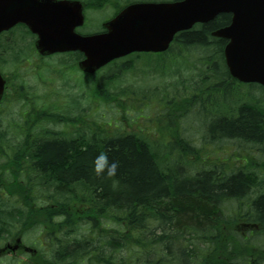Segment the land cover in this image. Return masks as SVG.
<instances>
[{
	"label": "trees",
	"instance_id": "trees-1",
	"mask_svg": "<svg viewBox=\"0 0 264 264\" xmlns=\"http://www.w3.org/2000/svg\"><path fill=\"white\" fill-rule=\"evenodd\" d=\"M230 22L231 15L220 14L183 31L167 53L148 57V65H138L140 55L133 63L114 64L108 73H98L94 81L81 72L90 77L82 82L85 88L93 84V99L117 104L122 120L113 127L87 126L85 118L75 114L83 112L85 98L80 95L67 93L64 98L73 99L77 112L44 113L48 108L35 107L38 102L29 105L23 86L17 84L12 102H27L31 112L20 114L18 124L4 126L0 120V236L5 235L6 242L20 239L24 245L34 233L48 245L46 252L33 248L36 254L24 253L25 264H83L82 255L86 264H264V172L253 173L257 166L264 170V161L251 158L246 166L227 172L226 160L210 161L204 147L185 139L177 125L186 112L196 114L209 105L211 117L202 121L205 145L225 140L264 146V88L230 75L224 57L227 41L212 35ZM6 49L11 47L0 42V54ZM195 53L203 55L195 68L205 86H197V93L187 97L173 94L170 101L167 96L160 100L164 107L159 113L175 110L178 122L167 127L174 133L168 144L152 141L127 121L134 111L131 103L124 102L135 95L132 101L141 96L143 103L146 93L128 87L117 90L115 84L138 66L141 76L152 81V75L164 77L168 70H174L170 74L174 76ZM13 54L19 61L20 52ZM9 61L6 54L0 55V62ZM73 68L79 74L75 59ZM57 125L64 129L53 127ZM76 142L83 144L78 147ZM101 152L119 163L115 177L95 174V157ZM166 158L173 167L195 166V174L165 168ZM203 164L205 168L199 169ZM181 175L191 181L181 183ZM58 186L64 188L61 194L56 192ZM221 200L230 205L221 209Z\"/></svg>",
	"mask_w": 264,
	"mask_h": 264
},
{
	"label": "water",
	"instance_id": "water-1",
	"mask_svg": "<svg viewBox=\"0 0 264 264\" xmlns=\"http://www.w3.org/2000/svg\"><path fill=\"white\" fill-rule=\"evenodd\" d=\"M231 14L228 27L214 33L229 41L225 48L231 75L264 87V0H181L134 4L105 26L102 34L81 36L82 6L77 1L0 0V33L25 23L39 35L43 54L79 51L83 71L94 73L111 61L134 52H164L176 34L197 23ZM5 80L0 74V102Z\"/></svg>",
	"mask_w": 264,
	"mask_h": 264
},
{
	"label": "rangeland",
	"instance_id": "rangeland-1",
	"mask_svg": "<svg viewBox=\"0 0 264 264\" xmlns=\"http://www.w3.org/2000/svg\"><path fill=\"white\" fill-rule=\"evenodd\" d=\"M107 0H100L98 2H103L101 4H104ZM94 3H97L96 0H94ZM99 5H94L95 8H97ZM92 18H94L93 23L95 20L102 23L104 20H108V18L111 16L110 11H100L96 12L93 15H91ZM15 38L17 40V36L15 35ZM8 38L2 37L1 44H7L10 41L7 40ZM21 38L18 37V40ZM27 42V41H24ZM22 44H25L22 42ZM26 45V44H25ZM25 48V47H24ZM196 55L194 57H191V60L188 59V63L183 65L181 68V71H179V74H175L174 76H170L172 71L174 70H168L164 77H161L159 75H152V78L155 79L152 81L150 78L146 77L143 78L140 74V66L131 74H128L124 77L123 81L118 82L115 84V87L117 90L121 87H128L129 90L137 91L139 93L145 92L148 99H145L142 103V97L140 96L138 99L132 101V99L136 98L135 95L131 97L129 100H124V102L128 105L129 103L132 104L133 107H131V111L133 114L128 117V122L135 128L140 127L142 131L145 132L149 136V138L154 141L158 139L163 145L168 144L171 141L172 136L174 135L171 130H167V127L175 126L177 124V119L175 118L176 112L175 110L169 111V113H164L163 115L159 113V108L162 109L164 107V104L160 100H162L165 96L167 100H171L173 98V94L178 97H187L191 92L197 93L198 87L200 86L203 88L205 85L201 83L200 79V72L196 71L197 67H200V59L203 56L202 54L195 53ZM9 58V57H8ZM38 58V56H37ZM19 61H16L13 57L9 58L11 61H15L16 63L20 64L24 70V66L29 68V74L33 73L31 70L34 67V64L36 61V56L33 57V55L29 52L27 48H25L23 51H20V57ZM74 56H57L55 59L51 60L48 59L46 61H42L41 68L39 69L38 76L42 78L43 82H46V84L43 83V85L38 86V95H46L51 90H55L53 94V98L50 97H44V98H38V102L47 107L48 109L52 110H58V113L63 111H69L68 114H72V101L73 99L67 98L64 99L65 96L70 95H80L81 97H84L85 99H82L81 106L83 107V112L75 113L82 115L83 118H85L86 125L91 126L93 124H103V125H110V127H113V124L116 123L120 119L119 116V110L117 104L114 102L110 104H105L101 102L98 99L92 98V92L90 91L89 87L85 88V84L82 82V80H90L89 77L86 75H82V73L77 75L73 72V63H74ZM136 61V60H135ZM141 64L148 65V62L146 59L139 61ZM39 63V62H38ZM70 64L69 67L63 66V64ZM138 63V65L140 64ZM77 67V64H76ZM5 71H9L7 67L5 68ZM109 70H104L101 75H104L108 73ZM26 74V75H29ZM79 75L81 76V80L79 79ZM77 76V77H76ZM100 76V74H99ZM157 76V78H156ZM33 77L30 76L29 79H27V82H33ZM146 81V82H142ZM29 85V84H28ZM164 86H166V93L164 90ZM247 91L249 89L242 88V91ZM252 90V89H251ZM241 91V92H242ZM257 94V93H256ZM259 94V93H258ZM62 95V97L60 96ZM115 95V93L113 94ZM179 102L177 105L182 106L183 103L180 99H178ZM68 107V108H67ZM71 108V110H69ZM211 108L209 105L206 108H201L200 112H195L196 114L186 112L185 115L180 119L179 123L177 124L180 129L183 130V137L187 140H196L194 141L195 144L200 146L201 148L204 147L205 153L208 154L210 161H215L217 159L222 160L225 162L227 161L226 165V171H230L231 169H235L237 167H241V165L246 166V162L252 158L254 162L261 163L264 161V146H256L254 144H248L242 141H235V143L230 141H220L215 144H207L205 145L204 137L206 135H203L204 125L202 124V121L204 120L203 117H206L207 115L211 117L210 111ZM236 109V108H234ZM198 110V107L197 109ZM0 120L2 121L4 126H7L9 124L14 125L16 122L19 123L20 120H22V116H19V107L15 103H9L5 102V104L2 106L0 110ZM73 114V115H75ZM159 114V115H158ZM212 115L213 117L217 115L215 113L214 109H212ZM118 119V120H117ZM127 121L121 124L127 125ZM121 122V121H120ZM107 123V124H105ZM119 124V123H118ZM55 129L62 130L64 127L62 125L53 126ZM16 129V127H14ZM165 151L163 152V154ZM177 155V154H176ZM175 155V157H176ZM167 159V158H166ZM2 162V160H0ZM165 168H170L174 171L176 168L179 174H187V173H194L195 166L192 165H186L177 168V164L173 167L170 166L169 160H166ZM206 165L199 166V169H204ZM182 167L185 169V171H181ZM197 168V167H196ZM255 170L253 173L256 172H264V170L261 169L260 166L254 167ZM264 169V168H263ZM201 171V170H199ZM175 172V171H174ZM264 176V174L262 175ZM27 181V180H26ZM2 194L5 192H1ZM3 236H0V249L4 248L9 242L12 240L6 242L3 241ZM26 241L29 243L27 244L24 242V245L29 248H37L40 252H46L48 251V245L44 238L38 237L37 235L31 234L29 237H26ZM254 235L250 238L253 239ZM39 239V240H38ZM39 241V243H36ZM258 246H261L257 243ZM43 246V247H42ZM204 247V246H202ZM26 252V251H24ZM27 254L29 252H26ZM27 259V256L22 252L19 253V251H12L9 254H0V264H25V260ZM80 263L86 264L87 258L85 255H82V257L79 258ZM79 261V260H78Z\"/></svg>",
	"mask_w": 264,
	"mask_h": 264
},
{
	"label": "flooded vegetation",
	"instance_id": "flooded-vegetation-1",
	"mask_svg": "<svg viewBox=\"0 0 264 264\" xmlns=\"http://www.w3.org/2000/svg\"><path fill=\"white\" fill-rule=\"evenodd\" d=\"M57 1H64V0H57ZM80 1L83 5V14L85 17V21H84L83 26L76 27L75 32L78 34H82V35H92V34L104 33L106 31L105 24L107 22L111 21L112 19H114L118 15V13H120L123 9H125L126 7H128L132 4H135V3H160V2H163L164 0H107V2L104 1L105 2L104 4H101L103 2H98L100 0H96L97 3H95V4H97V5L100 4V6H98L97 8H95L94 6H90L86 0H80ZM107 10H109L110 14H111V16L108 18V20L106 19L102 23L95 20V22L93 23L94 18H92L91 15H93L96 12L107 11ZM15 35L17 36V40L15 38ZM2 37L8 38L7 40L10 42L7 44H8V46L11 47V49H10V51L8 49H6V51L1 52V54H6L7 57L11 58L14 55L13 51L20 52L21 50L23 51L25 48H27L29 50V52L33 55V57L36 56L37 62H35L34 67L31 70L33 73H30V74L28 73L29 72L28 67L24 66V70H23V68H21L22 66L20 64L16 63L15 61H9V64H8V62H0V73L2 74V76L4 77V79L6 81L5 93H4V96H3V99H2V102L0 105V110L6 101L9 103H14V102H12L13 101L12 98H14L15 95H17L16 90L18 88V85L23 86V89L27 94V99L29 100V105H31L32 103L34 104L35 102H38L37 98H40L42 96V95H38L39 92L37 89L38 86L43 85L42 78L38 76L39 69L41 68V65L43 64L42 61H46L48 59H53L57 56H68V55H70V56H76L79 59L77 61V66H78L79 61L84 59L83 54H81V53H65V54H55V55L42 56L38 50V48H39L37 45L38 36L36 34H34L33 32H31L27 28V26L22 25V24L15 26L14 28L9 30L8 32L2 33L0 38H2ZM18 37L21 39L18 40ZM24 38H27V39L24 40ZM24 41H27V42H24ZM22 42L25 43L26 45L22 44ZM12 49H13V51H12ZM139 55L140 54L134 53L128 57L114 61V64L115 63H123V64L124 63H133V60L139 59ZM37 56H38V58H37ZM134 56H136V59H132V58H134ZM6 67H7V69H9V71H7V72L5 71ZM80 73H81V71H80ZM26 74H29V75H26ZM30 76H32L34 78L32 83L27 82V79H29ZM90 76H92L91 78H93V81H94V77L97 76V73L90 75ZM15 78H18V81L14 86V79ZM89 89L91 92L93 91V84ZM95 89H96V87H95ZM54 91L55 90L49 91V93L46 94V96H44V97H48V98L52 97L53 98L52 93ZM16 97H18V96H16ZM15 104L19 107V115L20 114L24 115L25 112H31V110L26 109L27 102H25L26 105L25 104H17V103H15ZM40 105L41 104L38 102L35 105V107H38ZM52 109H48L49 111H45L44 113H46V112L58 113V110H52ZM69 110H71V108H69ZM78 110H79L78 108H73V111L77 112ZM82 144L83 143H81V142L75 143V145L76 146L78 145V147L82 146ZM37 161H39V160H37ZM37 161H35V163H37ZM10 248L8 249L9 252H11ZM18 251L20 253V252H24L26 250L23 246H21Z\"/></svg>",
	"mask_w": 264,
	"mask_h": 264
},
{
	"label": "clouds",
	"instance_id": "clouds-1",
	"mask_svg": "<svg viewBox=\"0 0 264 264\" xmlns=\"http://www.w3.org/2000/svg\"><path fill=\"white\" fill-rule=\"evenodd\" d=\"M119 168V163L115 160H109L106 153L101 152L95 157L94 172L97 176L115 177Z\"/></svg>",
	"mask_w": 264,
	"mask_h": 264
},
{
	"label": "bare ground",
	"instance_id": "bare-ground-1",
	"mask_svg": "<svg viewBox=\"0 0 264 264\" xmlns=\"http://www.w3.org/2000/svg\"><path fill=\"white\" fill-rule=\"evenodd\" d=\"M194 103V102H193ZM210 120V122H211V119H209ZM255 141H257V139H254ZM262 143L264 144V141H262ZM256 145H258V143H256ZM259 147H260V145H258ZM208 174V173H207ZM200 175V177H202L203 175H205V173L203 174V173H199L197 176H199ZM206 176V175H205ZM214 176H216V178H219L218 176L219 175H214ZM215 177H210V180L211 181H215V179H216ZM186 181H191V178H188L186 175H181V177H180V182L181 183H184V182H186ZM57 189H56V192L57 193H59V194H61L62 192H63V190H64V188L62 187V186H58V187H56ZM246 189V188H245ZM249 191L251 192V191H253V189H251V188H249ZM246 197L245 198H247L248 197V195H245ZM223 200H221V201H218V206L221 208V209H223L224 207L226 208V207H228V205H230V202L228 201V200H225L224 202H222Z\"/></svg>",
	"mask_w": 264,
	"mask_h": 264
}]
</instances>
